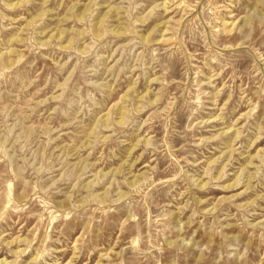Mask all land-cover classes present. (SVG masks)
<instances>
[{"label":"rangeland","instance_id":"374dc122","mask_svg":"<svg viewBox=\"0 0 264 264\" xmlns=\"http://www.w3.org/2000/svg\"><path fill=\"white\" fill-rule=\"evenodd\" d=\"M0 264H264V0H0Z\"/></svg>","mask_w":264,"mask_h":264},{"label":"bare ground","instance_id":"6f19581e","mask_svg":"<svg viewBox=\"0 0 264 264\" xmlns=\"http://www.w3.org/2000/svg\"><path fill=\"white\" fill-rule=\"evenodd\" d=\"M160 41V40H159Z\"/></svg>","mask_w":264,"mask_h":264}]
</instances>
